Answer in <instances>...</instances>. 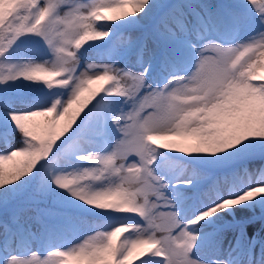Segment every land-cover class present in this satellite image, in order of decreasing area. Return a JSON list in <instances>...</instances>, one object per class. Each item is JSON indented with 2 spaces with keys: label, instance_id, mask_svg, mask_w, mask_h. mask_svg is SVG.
Instances as JSON below:
<instances>
[{
  "label": "snow or ice",
  "instance_id": "snow-or-ice-1",
  "mask_svg": "<svg viewBox=\"0 0 264 264\" xmlns=\"http://www.w3.org/2000/svg\"><path fill=\"white\" fill-rule=\"evenodd\" d=\"M247 3L264 25V0ZM6 4L9 7L0 19V57L21 36L35 35L48 46L52 58L45 64L0 65V84L23 79L69 91L63 102L57 98L47 107L8 114L21 145L0 154V188L30 175L40 162L53 157L58 142L94 105V127L81 128L61 156L52 159L47 180L90 207L136 216L143 224L118 223L110 231L96 232L78 246L51 251L44 258L35 253L28 258L9 253L0 256V264H132L134 257H141L143 264L146 256L162 257L164 264H209L192 255L199 234L190 226L264 197V169L246 186L224 192L215 189L213 201L182 223L165 195L168 185L151 168L153 154L159 149L216 155L249 138L264 139V82L254 83L264 81V31H258L247 43L222 46L207 38L204 21L197 18L186 24L183 13L169 14L161 22V35L175 37L170 24L192 35L187 44L195 57L194 68L187 76L173 75L162 86L152 88L145 80L147 68L132 73L109 64H89L88 71L77 72L76 56L88 42L108 36L97 29L96 22L109 24L136 17L151 6L149 0H134L131 6L128 0L91 4L80 0H6ZM113 9L120 11H110ZM233 22L238 25L239 17L233 15ZM117 43L131 45L127 39ZM107 97L124 98L129 110L113 115L107 110ZM108 122L120 134L112 151L84 154L82 146L102 136ZM72 156L93 166L78 173L53 172L61 157ZM10 162L12 167L6 169ZM102 181L107 183L91 187ZM178 183L187 187L191 180ZM121 233L128 235L117 243ZM210 264L225 262L212 259Z\"/></svg>",
  "mask_w": 264,
  "mask_h": 264
},
{
  "label": "rangeland",
  "instance_id": "rangeland-1",
  "mask_svg": "<svg viewBox=\"0 0 264 264\" xmlns=\"http://www.w3.org/2000/svg\"><path fill=\"white\" fill-rule=\"evenodd\" d=\"M162 7H166L167 16L172 13H183L186 24L194 23L197 18L208 25L207 38L216 41L222 46H235L249 42V38L258 31H264L254 12L246 9L247 0H156ZM81 3L99 2V0H80ZM6 0H0V18L2 19L6 9ZM104 15H111L104 13ZM233 15L239 17V24L233 22ZM130 16L135 22L139 19ZM96 22L97 29L105 31L108 36L103 40L109 51H103V56L96 59L85 58L80 50L76 52L78 57L77 72L88 71L87 65H112L114 68L124 69L132 73H142L148 69L145 80L152 88L162 86L173 76H187L194 68V54L188 47L187 41L192 40V35H186L174 25H169L175 37L161 35L163 25L156 24L152 33L144 36L143 30L137 28L119 29L116 23L101 24ZM100 24V25H99ZM127 39L131 45L118 44L117 42ZM42 48L32 45L16 48L9 53L8 61L11 65H20L29 62L45 64L51 60L48 46L41 39ZM180 60V61H179ZM47 66V65H45ZM93 69L91 71H98ZM264 81H255L261 83ZM33 84L31 81L17 79L8 81L2 86L6 91L18 92L21 86L27 88ZM95 87V85H93ZM57 90V89H56ZM68 89H58L53 98L40 105H13L12 108L0 107V119L7 126L14 129V137H19L15 126L8 118L9 113H25L42 107L50 106L54 99L62 102L67 99ZM107 110L113 115L128 111L130 105L121 97H107ZM89 109L83 128L94 127L92 108ZM43 119V118H38ZM111 128L115 127L108 122ZM100 136L93 137L92 143L82 146L83 153L107 154L112 151L113 145L120 138V134L106 135L107 142H102ZM70 144L55 156L59 157ZM254 145V146H253ZM253 144L246 140L241 145L217 155L194 154L184 155L181 153L159 150L153 154L155 161L151 165L154 174L159 177L168 187L165 195L173 202L178 220L186 223L202 207L210 204L215 195V189L224 192L228 188L246 186L256 179L260 170L264 169V144ZM19 147L17 142H12L0 147V154ZM79 154V153H78ZM54 158V159H55ZM135 159L134 157L132 158ZM93 165L81 162L75 156L59 159L53 172L78 173L84 168ZM6 169L12 167V163L5 165ZM247 173V175H245ZM245 176V177H244ZM191 180V184L185 187L178 181ZM48 188L54 187L59 191L55 199V207L45 211L44 216L58 221L61 225H68L67 233L59 234V237L51 241L39 244V234L32 231V237L22 236L23 244H19L13 236L12 241L5 243L10 235V228L0 223V252L2 256L9 253L21 258H28L35 253L39 258H44L49 252L60 250L66 251L78 246L87 237L96 232H107L117 226L118 223L127 222L142 225L139 218L114 213L111 211L98 210L73 198L68 191L54 186L46 177ZM107 181L96 182L91 185L93 189L101 187ZM175 185V187H173ZM191 187V188H190ZM193 187V188H192ZM259 204L254 205V200L245 203L248 214L245 216H231L224 218L211 217L198 225L190 226L195 233L199 234V243L193 252V256L206 262L212 259L224 261L225 264H264V197H257ZM234 209V208H232ZM243 224L232 227V224ZM16 222H14L15 224ZM205 226H204V225ZM122 235V237H121ZM120 242L128 233H121ZM134 264H141L138 260ZM143 264H164L162 257L146 256Z\"/></svg>",
  "mask_w": 264,
  "mask_h": 264
},
{
  "label": "trees",
  "instance_id": "trees-1",
  "mask_svg": "<svg viewBox=\"0 0 264 264\" xmlns=\"http://www.w3.org/2000/svg\"><path fill=\"white\" fill-rule=\"evenodd\" d=\"M150 7H147L142 13H140V17L136 24L130 23L128 19L117 21L118 25L121 29L128 28H143L148 32L149 27L153 23L162 22V20L166 17V12L163 11L164 8L160 6L158 3L153 0H149ZM102 43L98 42H88L80 49V52L84 54V56L88 59L99 58L100 53L102 52ZM5 56L0 57V65H4ZM45 85H40L38 83H34L25 97L21 98L8 94L2 91L0 88V105H3L7 100H12L15 104H40L44 102L47 97L41 96L40 93ZM5 101V102H4ZM84 114V113H83ZM82 118V115L81 117ZM78 118V119H80ZM78 125V121L75 126ZM67 135V134H66ZM254 142V144H264V139L262 138H250ZM19 145H21V137L16 140ZM68 141L66 136L63 138L61 142H58L57 147L54 150V153L63 145V142ZM1 144V141H0ZM51 158L47 161H42L36 167L35 171L30 175H26L19 181L8 185L6 188H0V222L4 224H10L11 218L13 216L21 219L25 224L26 232L27 228H31L33 226H38L41 228V234L44 239L47 238L46 230L52 229L53 225L49 221H45L42 219L41 215L38 213V209L41 207L49 206L51 198L55 195L54 190H47L43 179V175L48 172L49 164L51 162ZM255 205L257 200L254 201ZM42 221L44 222L42 224ZM42 224V225H41ZM13 232L18 236L20 231L17 228L13 227ZM9 242V239L6 240Z\"/></svg>",
  "mask_w": 264,
  "mask_h": 264
},
{
  "label": "bare ground",
  "instance_id": "bare-ground-1",
  "mask_svg": "<svg viewBox=\"0 0 264 264\" xmlns=\"http://www.w3.org/2000/svg\"><path fill=\"white\" fill-rule=\"evenodd\" d=\"M180 61V60H179ZM245 177V176H244ZM191 188V187H190ZM193 188V187H192ZM231 211H233L234 212V216H246L247 214H248V211H247V208H246V206L244 205V204H242V205H240V206H238V207H235L234 209H232L231 208ZM230 211V212H231ZM229 212V210H227L226 212H223V213H220V214H218V215H215L214 217H218V218H226V217H228V216H231V213ZM213 217V218H214ZM204 225V224H203ZM205 226V225H204Z\"/></svg>",
  "mask_w": 264,
  "mask_h": 264
},
{
  "label": "clouds",
  "instance_id": "clouds-1",
  "mask_svg": "<svg viewBox=\"0 0 264 264\" xmlns=\"http://www.w3.org/2000/svg\"><path fill=\"white\" fill-rule=\"evenodd\" d=\"M128 2H129V5H130V6H131L132 4H134V0H128ZM8 7H9L8 4H5V5H4V8H5V9H7ZM110 11H112V12H118V11H120V10H118V9H113V10H110ZM20 155H23V154L21 153ZM117 231L119 232V231H122V230L117 229ZM114 235H115V233H114Z\"/></svg>",
  "mask_w": 264,
  "mask_h": 264
}]
</instances>
